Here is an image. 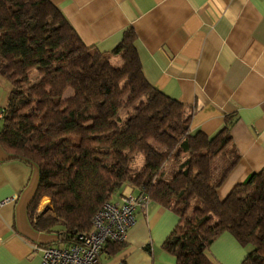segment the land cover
<instances>
[{
	"label": "trees",
	"instance_id": "obj_1",
	"mask_svg": "<svg viewBox=\"0 0 264 264\" xmlns=\"http://www.w3.org/2000/svg\"><path fill=\"white\" fill-rule=\"evenodd\" d=\"M135 38L124 32L116 67L49 0H0V78L10 89L0 145L38 169L30 215L47 197L53 216L38 228L70 247L104 204L145 196L178 217L162 245L175 264H216L208 249L223 233L251 248L242 264H264V168L218 198L238 159L229 122L213 137L191 132L186 106L145 79ZM124 243L107 241L100 257Z\"/></svg>",
	"mask_w": 264,
	"mask_h": 264
},
{
	"label": "crops",
	"instance_id": "obj_2",
	"mask_svg": "<svg viewBox=\"0 0 264 264\" xmlns=\"http://www.w3.org/2000/svg\"><path fill=\"white\" fill-rule=\"evenodd\" d=\"M49 1L86 47L114 65L120 60L113 51L132 29L145 79L186 106L191 132L213 137L229 122L228 148L238 159L217 189L220 200L264 168V0ZM9 92L0 78V108ZM38 183L37 167L0 145V264H42L40 248L66 247L58 232L38 228L40 218L53 216L50 207L42 210L47 198L30 215ZM177 223L175 214L149 201L136 211L124 245L112 256L103 253L101 264H175L162 245ZM250 252L223 233L208 256L216 264H242Z\"/></svg>",
	"mask_w": 264,
	"mask_h": 264
},
{
	"label": "built area",
	"instance_id": "obj_3",
	"mask_svg": "<svg viewBox=\"0 0 264 264\" xmlns=\"http://www.w3.org/2000/svg\"><path fill=\"white\" fill-rule=\"evenodd\" d=\"M4 111L0 108V119ZM145 196L126 195L119 203H106L91 220V232L70 247L47 246L41 249L42 264H101L100 254L107 241L125 242L128 230L135 224L134 212L144 209ZM115 264H125L118 261Z\"/></svg>",
	"mask_w": 264,
	"mask_h": 264
},
{
	"label": "rangeland",
	"instance_id": "obj_4",
	"mask_svg": "<svg viewBox=\"0 0 264 264\" xmlns=\"http://www.w3.org/2000/svg\"><path fill=\"white\" fill-rule=\"evenodd\" d=\"M114 65V64H113ZM116 67L117 66H120V63H119V65H115ZM125 114V113H124ZM182 160H183V157H182ZM135 166H137V167H140L141 166V159H140V157H137V159L135 160ZM44 198V197H43ZM45 198H47V197H45ZM42 199V198H41ZM48 199V198H47ZM49 202H50V200L48 199V201H47V203L45 204L46 206L42 209V210H46L47 208H51V206H50V204H49ZM194 202H196V203H194ZM194 202L192 203V207H197V206H199L200 204H199V202L197 201V200H194ZM52 209V208H51ZM50 209V210H51ZM45 247H47V246H45ZM42 248H44V247H42ZM42 248H40V249H42Z\"/></svg>",
	"mask_w": 264,
	"mask_h": 264
}]
</instances>
